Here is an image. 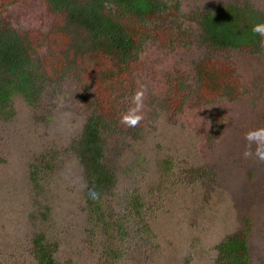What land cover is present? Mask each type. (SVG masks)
Wrapping results in <instances>:
<instances>
[{
    "label": "rangeland",
    "instance_id": "1",
    "mask_svg": "<svg viewBox=\"0 0 264 264\" xmlns=\"http://www.w3.org/2000/svg\"><path fill=\"white\" fill-rule=\"evenodd\" d=\"M165 1L179 4L177 16L143 23L149 38L113 112L118 128L102 139L111 176L92 197L127 235L111 241L90 221L86 172L72 147L100 110L68 73L57 92L44 90L35 103L13 94L0 112V264H37L35 235L55 245L59 264H216V245L237 230L248 263L264 264V163L242 156L244 132L264 126V47L216 50L189 19L230 1L264 12V0ZM1 11L23 36L52 19L44 0H15ZM205 59L233 74L203 100L196 67ZM138 84L146 89L144 119L130 128L119 117Z\"/></svg>",
    "mask_w": 264,
    "mask_h": 264
},
{
    "label": "trees",
    "instance_id": "2",
    "mask_svg": "<svg viewBox=\"0 0 264 264\" xmlns=\"http://www.w3.org/2000/svg\"><path fill=\"white\" fill-rule=\"evenodd\" d=\"M14 1L0 0V112L10 104L13 94L35 103L44 90L57 92L68 73L83 81L81 88L98 103L95 108L100 115L85 122L72 151L86 172L90 221L100 226L105 236L111 235L108 236L111 241H121L127 235L122 221L107 220L98 200L90 195V190L99 192L111 176L101 164L102 139L118 128L113 112L131 86L123 88V84L126 80L133 81L132 64L137 59L140 42L149 38L143 23H162L176 17L179 4L165 0H44L47 15L52 18L47 29L37 31L35 36H23L1 13L4 4L11 5ZM189 19L198 25L201 40L216 50L253 53L261 48L251 27L264 22V12L248 4L230 1L205 6L194 11ZM196 69L203 100L225 87L223 75L233 74L228 67H219L211 59L201 61ZM231 94L232 90L228 92ZM31 175L36 177V168ZM129 202L137 217L139 202L134 198ZM32 247L37 264H59L52 257L54 244L35 235ZM216 252V264H249L243 230L225 237L216 245Z\"/></svg>",
    "mask_w": 264,
    "mask_h": 264
},
{
    "label": "clouds",
    "instance_id": "3",
    "mask_svg": "<svg viewBox=\"0 0 264 264\" xmlns=\"http://www.w3.org/2000/svg\"><path fill=\"white\" fill-rule=\"evenodd\" d=\"M251 31L259 37L258 44L264 47V22H256ZM146 89L138 84L131 96V106L120 114L119 122L126 127L136 128L144 119ZM243 138L246 145L242 151L245 159L254 158L257 162L264 163V126L250 128L244 132ZM90 195L95 198V192L90 190Z\"/></svg>",
    "mask_w": 264,
    "mask_h": 264
}]
</instances>
